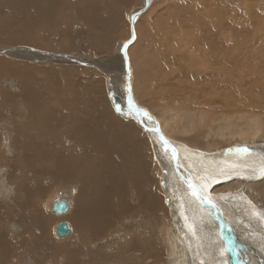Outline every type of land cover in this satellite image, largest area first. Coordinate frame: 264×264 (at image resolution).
Wrapping results in <instances>:
<instances>
[{"label": "bare ground", "instance_id": "bare-ground-1", "mask_svg": "<svg viewBox=\"0 0 264 264\" xmlns=\"http://www.w3.org/2000/svg\"><path fill=\"white\" fill-rule=\"evenodd\" d=\"M133 1L0 0V264H105L116 231L109 253L119 255L124 237L129 264H264V209L240 179L237 189L222 186L242 178L262 190L264 141L253 143L264 139L262 109L231 84L219 51L182 95L166 78L152 93L155 109L162 96H181L183 109L134 100L130 51L154 0L130 14L117 47L124 90L108 83L102 69L112 76L118 59L101 69L89 54L114 53L111 30ZM235 34L244 36L233 52H246L247 32ZM82 58L88 67H67ZM232 90L231 110L216 115ZM65 187L75 190L74 211L64 198L50 206L67 201L54 214L69 219L71 234L55 241L44 202Z\"/></svg>", "mask_w": 264, "mask_h": 264}, {"label": "rangeland", "instance_id": "rangeland-1", "mask_svg": "<svg viewBox=\"0 0 264 264\" xmlns=\"http://www.w3.org/2000/svg\"><path fill=\"white\" fill-rule=\"evenodd\" d=\"M251 2H253V4ZM153 4L139 19L137 41L130 51L133 67L132 84L136 95L134 100L137 101L139 105L149 109V111H154L160 108V106L169 109V106H172V102H175L178 106L176 108L183 109L179 107L185 104L181 100V96H178L176 99L162 96L163 100L159 101V104H157V100H151L152 93L158 92L165 86V84L160 81L166 78L170 80L166 88L173 90L175 96L182 95V92H185L183 89H186L189 85L197 81L196 78L191 80L188 76L194 73L199 76L200 80V77L203 76V70L206 64L213 62L212 60L215 59L219 51L221 54H225V56L230 58L229 63H231V65L228 67V73L232 79L231 84L237 86L239 90H244L246 96L250 97L252 101L257 104L255 109H262L260 113L264 117V0H154ZM143 5L144 0H135L123 7V14L117 17V25L114 27L113 31L111 30L112 34H110L112 35L113 47L108 48V50L111 51V53L114 52L113 54L106 53L97 56V58L89 54V59L93 61L96 60V62L99 60L98 63L101 64V69L106 63H111V61L118 59L119 53L117 47L119 46V41L128 35L129 16L133 12L141 9ZM70 22L73 24L71 17ZM120 22L121 26H119ZM166 28H169V30L167 31ZM235 30L247 32L243 40V48L247 50L246 52L244 50V52L240 53L233 52L242 49L241 37L244 36L241 35L239 40L236 34L233 35ZM247 35L249 37H247ZM234 36L236 39H234ZM249 42L251 43L250 45ZM207 45L211 48H208ZM236 45L241 48L236 47ZM252 46H254V48ZM250 47L252 48L251 50H253L252 52H250ZM7 57L14 59L12 55ZM82 60L85 62L76 64L72 61L67 67H88L87 63H89V61L83 58ZM115 63L117 64L115 65L112 76L108 75L104 69H102V76L107 79L108 83L109 81L111 84L114 82L116 87L122 89L123 87L121 86L124 83V79L122 78L123 73L121 71L119 59ZM106 67L107 66L103 68ZM109 68H112L110 64L107 69ZM149 83L152 85V89H150ZM145 93H148V96H145ZM233 93L234 90L229 93L231 96L228 94L225 98L221 99V107L213 110L216 115H220L223 109L231 110L229 107L231 103L229 98H233ZM155 101L157 102L155 105H158L156 109L155 106L152 105ZM238 101L243 100L239 99ZM147 102L149 105H147ZM263 141L264 139H260L258 142L253 143H261ZM221 146H223V144L217 145L219 148ZM227 147H229V145H227ZM261 152L264 154V151ZM237 179H240L242 182L239 189H244L246 194H249H247L248 199L251 200L258 209H264V199L260 196V193L262 191L264 192V179L261 180V182L256 181L259 182V184L261 183V191H258L257 188L249 187L256 184L242 178L230 179L222 186L237 189L232 184ZM6 189L8 192V188ZM70 193L75 195V190L73 188L69 190V188L66 187L55 190L44 202L46 214L53 219L51 231L52 239L55 241L61 240L56 234L58 224L61 222H67L70 226L72 224L69 219H64V216L59 217L55 215L50 205L56 198H64L71 202L72 208L70 211L73 212L75 206L73 200L70 199ZM120 234L121 233L116 231L115 235H111L106 241V248L102 253L106 260L105 264H119L117 263L118 258L125 259L123 264H129L126 253L128 247L121 241L124 237L117 239L120 250L119 255L113 254L112 250H110L109 253L108 250V247L112 245L116 246V240L113 238L120 236ZM35 255H37V252H35Z\"/></svg>", "mask_w": 264, "mask_h": 264}, {"label": "water", "instance_id": "water-1", "mask_svg": "<svg viewBox=\"0 0 264 264\" xmlns=\"http://www.w3.org/2000/svg\"><path fill=\"white\" fill-rule=\"evenodd\" d=\"M149 3H151V0H147ZM137 16L139 14H136ZM134 21V19H133ZM131 100L133 101V97L130 95ZM69 205L67 204L66 200H58L53 205V210L58 215L64 214L68 211ZM56 233L60 238L67 237L71 234V230L66 222H61L57 226Z\"/></svg>", "mask_w": 264, "mask_h": 264}]
</instances>
